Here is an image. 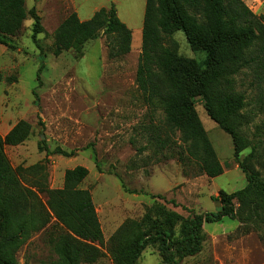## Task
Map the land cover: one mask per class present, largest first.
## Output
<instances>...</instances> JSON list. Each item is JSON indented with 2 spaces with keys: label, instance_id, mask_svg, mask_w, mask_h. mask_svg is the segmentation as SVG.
Instances as JSON below:
<instances>
[{
  "label": "rangeland",
  "instance_id": "rangeland-1",
  "mask_svg": "<svg viewBox=\"0 0 264 264\" xmlns=\"http://www.w3.org/2000/svg\"><path fill=\"white\" fill-rule=\"evenodd\" d=\"M244 1L257 16H264V0ZM112 3L133 33L128 53L111 57L112 38L105 34L88 41L81 56L74 49L59 55L52 52L53 34L69 13L76 11L82 20L89 19ZM145 5L146 0H26V8L36 7L42 18L45 30L38 39L43 50L33 39L30 15L19 34L7 38L13 47L0 44V122L8 119L12 125L26 119L32 125L27 140L6 146L12 165L28 167L42 162L44 169L38 177L46 179L49 188L63 186L66 169L86 166L89 174L80 187L92 193L106 244L127 219L141 220L146 214L155 217L161 207L184 217L192 211H219V190L233 192L247 183L234 157L230 134L207 114L201 98L196 99V108L224 166L222 174L210 177L197 165L188 168L177 156H169L173 145L181 143L179 131L171 133L173 145L164 148L155 143L164 115L149 108L136 80ZM165 42L199 63L206 57L205 52L191 49L182 31L166 37ZM7 76L16 80L7 81ZM235 88L245 95L242 130L251 141L240 157L254 150V168L264 178V67L255 60L243 66L235 75ZM42 141L50 150L59 147L74 153L46 155L39 150ZM39 195L47 201V193L40 191ZM180 227L181 222L175 227L176 236H180ZM203 231L202 250L196 255L168 263L158 244L152 243L143 250L138 264H264V219L247 214L224 217L205 223ZM52 233L49 227L35 232L18 250V263L57 259L50 242ZM103 252L94 264H114L106 247Z\"/></svg>",
  "mask_w": 264,
  "mask_h": 264
},
{
  "label": "trees",
  "instance_id": "trees-1",
  "mask_svg": "<svg viewBox=\"0 0 264 264\" xmlns=\"http://www.w3.org/2000/svg\"><path fill=\"white\" fill-rule=\"evenodd\" d=\"M28 15L34 20L33 39L43 50L38 39L45 30L42 18L36 7L26 8V0H0V44L13 47L7 38L19 34ZM263 19L244 0H146L136 80L149 108L164 115L155 143L167 148L175 142L171 133L179 131L181 143L172 144L169 156H177L188 168L197 165L210 177L222 174L224 166L196 108V99L203 100L207 114L230 134L234 157L247 179L236 191L219 190V211H192L184 217L161 207L155 217L146 214L141 220H125L106 244L92 193L80 187L89 174L86 166L66 169L63 186L49 188L46 179L38 177L42 162L12 165L6 146L22 144L32 132L31 123L20 119L7 134L0 133V264H19L16 254L21 246L48 227L53 230L50 242L57 259L39 264H94L105 247L114 264H138L152 243L158 244L165 262L174 263L202 250L205 223L245 214L264 219V178L254 168V150L240 157L251 141L242 130L245 95L235 88V75L243 66L255 60L264 67ZM176 31L184 33L193 51L206 53L203 63L166 44V37ZM102 34L112 38L111 57L131 50L132 30L119 17L115 3L96 10L89 19L82 20L76 11L69 13L53 34L52 52L59 55L74 49L81 56L84 45ZM43 67L42 63L39 74ZM39 150L46 155L74 153L59 147L50 150L45 141ZM40 191L47 193L46 202ZM158 197L167 200L164 195ZM179 222L180 236H176Z\"/></svg>",
  "mask_w": 264,
  "mask_h": 264
},
{
  "label": "crops",
  "instance_id": "crops-1",
  "mask_svg": "<svg viewBox=\"0 0 264 264\" xmlns=\"http://www.w3.org/2000/svg\"><path fill=\"white\" fill-rule=\"evenodd\" d=\"M114 2V1H113ZM9 120L7 119H3L1 122H0V133L2 134V135H5V134H7L8 132H9V130L15 125V123L17 122H15V123H13L12 125L11 124H9V122H8Z\"/></svg>",
  "mask_w": 264,
  "mask_h": 264
}]
</instances>
